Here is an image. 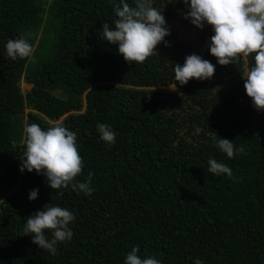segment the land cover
<instances>
[{
  "label": "trees",
  "instance_id": "obj_1",
  "mask_svg": "<svg viewBox=\"0 0 264 264\" xmlns=\"http://www.w3.org/2000/svg\"><path fill=\"white\" fill-rule=\"evenodd\" d=\"M152 5L166 24L188 11L181 0ZM116 19L114 0H0V264H124L135 246L161 264H264V110L241 77L254 54L221 66L208 48L202 59L215 65L213 77L180 85L175 64L196 54L211 26L185 43L170 32L169 46L128 64L102 37ZM21 37L34 53L13 61L5 46ZM20 82L31 85L24 94ZM173 83L170 93L154 89ZM33 122L76 132L83 169L73 183L92 172L90 195L52 190L43 175L19 170L23 129ZM98 124L111 126L114 144L100 139ZM219 138L245 152L228 158ZM209 158L233 178L209 173ZM46 204L75 215L57 255L23 233Z\"/></svg>",
  "mask_w": 264,
  "mask_h": 264
},
{
  "label": "clouds",
  "instance_id": "obj_2",
  "mask_svg": "<svg viewBox=\"0 0 264 264\" xmlns=\"http://www.w3.org/2000/svg\"><path fill=\"white\" fill-rule=\"evenodd\" d=\"M181 2L188 7L184 19L198 29H202L205 24L211 26L213 35L210 37L209 53L216 58L219 65L227 66L241 58L247 64V58L254 54V62L250 67L243 66L246 70L241 77L244 80L245 94L251 99L252 106L257 111L264 110V0ZM114 12L117 17L113 22L114 26L104 23L102 37L109 44L118 45V54L126 63H143L148 57L157 54L156 48L161 42L166 47L169 46L165 37L170 34V30L166 26L162 11L153 7L152 0H134V6H130L125 0H119V3L114 0ZM5 47L7 56L13 61L17 58H31L34 53L33 45L23 37L8 40ZM214 73L215 65L210 61L190 54L185 57L182 66L175 64L174 80L180 85H186L190 79H211ZM169 88L174 91L175 83ZM27 112L29 111L23 109L24 115ZM97 131L103 142L109 146L115 143L116 133L110 125L98 124ZM23 133L24 151L20 156L19 169L22 173L27 170L29 173L35 171L38 175H43L52 190L71 186L74 192L86 196L92 193V172L88 173L84 182L73 183L83 169L76 132L69 130L61 122L51 123L46 130L33 122L25 124ZM216 147L228 158L245 152L243 146L237 148L233 141L224 138L216 141ZM207 163L209 173L216 176L226 174L230 179L233 178L232 170L224 163L212 158ZM58 194L63 195V192ZM37 197L38 189H33L28 194L30 201ZM74 219L73 212L46 204L42 210L26 217L23 233L31 235L32 242L42 250L57 255V244L68 241L73 236L69 224ZM45 230L52 232L51 239L46 238ZM139 251L138 246L132 247L124 264H161L154 257L141 259L138 256ZM194 264H203V261L196 259Z\"/></svg>",
  "mask_w": 264,
  "mask_h": 264
},
{
  "label": "rangeland",
  "instance_id": "obj_3",
  "mask_svg": "<svg viewBox=\"0 0 264 264\" xmlns=\"http://www.w3.org/2000/svg\"><path fill=\"white\" fill-rule=\"evenodd\" d=\"M166 26L169 28L170 32L176 38H178L181 42L184 43L194 41L199 34L198 28H196L193 24H191L189 20L184 19L183 13H179L172 21L168 22ZM209 47H210V38L208 37L207 39H205V42L198 48L196 55H199L202 58L203 52H205V50L208 49ZM169 86L171 85H167L164 87L160 86L154 89L156 91H163L165 93H170L173 90H171ZM20 88L24 92L29 90L30 86L20 82Z\"/></svg>",
  "mask_w": 264,
  "mask_h": 264
}]
</instances>
